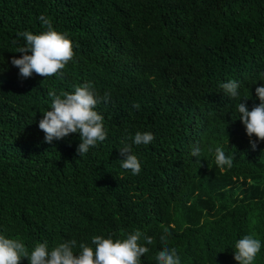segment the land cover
Here are the masks:
<instances>
[{
	"label": "trees",
	"instance_id": "obj_1",
	"mask_svg": "<svg viewBox=\"0 0 264 264\" xmlns=\"http://www.w3.org/2000/svg\"><path fill=\"white\" fill-rule=\"evenodd\" d=\"M41 15L75 56L62 78L21 80L17 34L46 31ZM0 70V235L29 252L74 239L78 254L94 236L138 230L149 248L141 264H157L165 234L180 264H238L236 241L255 234L254 264H264V141L252 149L237 111L245 98L249 110L260 102L264 0H0ZM229 80L237 98L220 87ZM85 83L101 98L107 138L79 157V133L49 144L38 124L49 91ZM137 132L154 140L135 145ZM125 145L139 174L121 167ZM216 147L233 157L230 169L216 166Z\"/></svg>",
	"mask_w": 264,
	"mask_h": 264
},
{
	"label": "clouds",
	"instance_id": "obj_2",
	"mask_svg": "<svg viewBox=\"0 0 264 264\" xmlns=\"http://www.w3.org/2000/svg\"><path fill=\"white\" fill-rule=\"evenodd\" d=\"M38 19L47 30L40 34H33L30 31L19 32L17 36L23 37L25 44L16 48V53L22 55L19 58L12 57L11 64L19 69L18 75L21 80L30 78L33 74L44 79L53 75L62 78L63 70L75 56L72 41L65 34L55 31L50 20L44 15ZM2 83L0 80V84ZM220 87L230 98L239 96L240 84L235 80L222 83ZM255 91L259 104H254L249 110L245 98V102L237 105L239 119L250 138L253 150L256 149L258 142L264 141V85L257 87ZM48 95L52 98L50 109L43 113L38 124L39 129L45 134L46 143L51 144L53 140H61L72 133H79L81 143L76 151L80 157L107 138L103 116L95 110L101 98L97 96L90 83L76 86L74 92H62L57 95L55 91H49ZM110 96V92H105L102 99L107 102ZM133 107L139 109L140 105L137 103ZM253 136L255 140H251ZM153 140L154 135L151 132H137L133 143L148 145ZM120 155L124 157L120 160L121 167L130 170L133 175L139 174L141 165L137 156L132 154L131 145H125L120 149ZM200 155L201 149L194 147L192 156ZM215 164L221 171L225 167L230 169L233 166V157L226 156L222 148L216 147ZM141 235L142 233L137 230L125 239L114 240L111 237L94 236L92 244L95 247L81 243L78 254L73 251L77 246L74 239L62 242L51 250L46 242L38 243L29 252L18 239L0 235V264H21L25 258L28 264H141V257L149 252L148 247L139 243ZM144 239L149 245L153 243L152 237L145 236ZM160 240L164 247L155 256L157 264H180L176 249L167 247V234L162 235ZM261 246V241L255 238V234L245 235L236 241L233 258L238 264H254Z\"/></svg>",
	"mask_w": 264,
	"mask_h": 264
}]
</instances>
